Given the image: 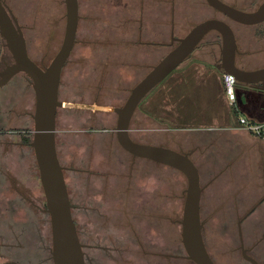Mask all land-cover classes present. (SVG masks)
<instances>
[{"label":"rangeland","instance_id":"obj_1","mask_svg":"<svg viewBox=\"0 0 264 264\" xmlns=\"http://www.w3.org/2000/svg\"><path fill=\"white\" fill-rule=\"evenodd\" d=\"M8 1L21 26L29 57L40 67L46 66L61 44L65 20L63 0ZM133 4L137 6L142 4L143 21L150 20V30L159 42L166 41L169 35L171 40V34L175 38L182 37L196 23L212 16L222 18V13L206 4L204 0H78L75 44L62 69L58 88V100L62 102V105L57 108L55 116L56 151L63 168L72 217L81 243L91 222H93L90 228L92 238L98 234L99 221L101 226L112 224L121 228L122 231L126 230L124 227L129 229V225L126 226L124 222L125 215L118 216V212L111 207L112 201L110 202L106 197L103 198L106 199L105 212L111 214L105 216L97 210L102 202L97 192L99 180L107 177L117 178L119 171H122V182L124 183L127 177H130V180L136 184V189L130 186L126 190L125 193L129 196L121 202V213L136 210L141 216H145L143 219H140V216L137 219L138 226L135 234L138 245L135 247L127 245L125 250L129 253V258L137 259V263H144L142 258L156 257L157 254H150L152 251L179 256L184 254L178 221L182 213L186 179L181 172L167 165L147 158L130 157L118 146L115 135L111 133L112 130L114 131L116 122V115L112 108L123 104L125 95L149 68L147 65L161 58L160 54L165 55L167 51L165 48L155 50L151 61L149 57L145 60L146 64L143 67L124 68L119 65L116 59L118 41L123 34H130L137 24L131 21L130 18L135 15H131L127 9L132 8ZM125 19L130 20L125 21ZM235 23L240 28H244L242 27L244 24ZM236 33L237 31L234 30V35ZM4 49L5 54L11 59L5 46ZM138 54L136 59L140 63L143 54L140 52ZM191 55L185 62L191 60ZM203 68L204 66L201 65H191L189 83L196 91L202 86L206 90L205 99L214 101L217 90L211 84L216 86L218 77L211 72V81L208 80ZM177 72L176 68L168 74L167 78L172 80ZM165 79L144 97L137 108L143 110L144 106L149 104L150 97L154 95H159V98L154 99L153 102L160 101ZM6 85L0 88V92L10 93L7 99L9 103L6 104H10L13 113L17 112V107L20 109L19 105H22V108L25 106V120L17 122L14 115H11L9 126L4 133L0 132V162L4 168L8 166L10 179L14 177L17 180L15 184L18 183L20 190L23 191V196L11 192L8 194L9 200L4 199L6 198L4 196L1 198L7 205V208L0 210V236L3 235L7 245L4 250L5 258L16 259L21 264H53L49 253L51 247L49 221L39 209L44 208L45 200L32 148L25 141L33 127L32 118L28 115V113L32 114L34 109L33 91L22 73L12 77ZM239 88L240 86L236 83L234 85L236 98ZM190 92L188 89V93ZM193 97L187 94L186 101L188 103L193 101ZM250 107L245 95L240 99L236 110L241 113ZM167 110L169 108L165 110V113L169 114L170 111ZM190 110L192 116H198L201 108L191 102ZM0 123L2 124L1 120ZM173 124L193 125L194 121L192 118V120ZM132 135L135 138L136 134ZM29 138L31 140V136ZM141 142L165 146L156 136L148 137ZM89 177L93 178L91 181L93 186L86 185ZM220 177L216 178L215 186L219 185V180L222 179ZM233 177L237 184L247 178L246 175L238 173ZM205 181L206 179L202 178L201 185ZM107 187L104 185L102 189L105 190ZM214 192H217L216 188ZM213 196L218 197L216 193ZM209 197L210 195L206 192L202 195L201 219L207 236L206 242L216 264H249L241 257L237 249V239L231 238V234H236L237 220L255 201L234 202V208L236 203H241L242 209L233 211L227 209L228 201L217 198L209 200ZM87 202L91 203L90 209L95 210L90 214H88ZM262 203L251 214L244 217L242 222L240 220V225L244 229L255 225V229L259 230L260 227L256 222L258 218L264 220V214H262L264 202ZM130 219L133 220L131 217ZM21 227H24L25 232L16 238L14 234H17ZM40 235H44L45 239L40 238ZM18 241L19 249H17ZM262 243L259 245L260 248L252 250V255L264 264ZM91 253L94 257L92 264H130L129 260H120L122 253L118 248L111 253L106 252V249L101 250L95 247ZM182 258L170 256L166 261L169 264H194L189 259Z\"/></svg>","mask_w":264,"mask_h":264},{"label":"water","instance_id":"obj_2","mask_svg":"<svg viewBox=\"0 0 264 264\" xmlns=\"http://www.w3.org/2000/svg\"><path fill=\"white\" fill-rule=\"evenodd\" d=\"M209 6L231 20L244 24H258L264 19V1L254 11H243L221 0H205ZM64 30L61 44L50 60L40 67L32 60L25 46V38L14 14L0 0V37L12 62H3L0 70V86L13 76L24 73L29 78L34 94V109L31 115L33 127L31 140L38 179L45 200V212L49 216L53 264H85L71 205L65 183L63 168L59 163L55 145V116L62 105L58 100L61 70L70 55L78 27V0H63ZM216 31L221 38V71L230 73L245 94L254 89L264 92V67L248 70L237 65V45L232 28L219 18H207L193 25L187 33L175 38L176 44L163 55L149 71L130 89L121 106L113 107L116 115L115 135L117 143L136 157L147 158L181 172L186 179L180 225V241L188 259L195 264H215L209 256L202 238L203 222L200 218V185L198 169L189 152H180L161 145L134 141L129 136V124L141 99L171 71L178 67L199 45L204 35ZM261 86H259V84ZM252 91V90H251ZM240 221H238V224ZM242 257L250 264H259L245 254Z\"/></svg>","mask_w":264,"mask_h":264},{"label":"crops","instance_id":"obj_3","mask_svg":"<svg viewBox=\"0 0 264 264\" xmlns=\"http://www.w3.org/2000/svg\"><path fill=\"white\" fill-rule=\"evenodd\" d=\"M232 27L237 31L235 35L236 63L249 69L242 57V55L248 54L251 57L254 56L256 61L263 65L264 36L253 33V25H243L244 28H240L234 24ZM251 33L253 34L251 35ZM208 39L215 41V43L210 41L211 45L206 42L199 44L191 52L192 55L190 53L191 60L185 62L189 55L176 67L178 72L172 80L167 78L168 75L165 77L166 79L164 78L165 83L162 86L160 101L153 102L154 99L159 98V95L151 96L150 101L148 100L149 104L144 106L143 110L137 108L131 118V124L136 128V131H133L136 134L135 138L134 135L132 136L136 141L141 142L148 137L156 136L165 146H170L176 151L190 153V158L198 169L200 185L202 178L206 179L201 185L200 215L202 195L205 192L210 195L209 200L217 198L228 201L229 205L226 207L233 211L242 209L241 203L237 204L239 202L255 201L252 205L257 201L264 202V173H262L264 170V140L253 132L242 128L237 120L238 115H242L252 122H264V92L256 93L250 90L244 94L239 88L238 97L235 102L230 103L223 94L221 76L217 78L216 86L211 84L217 90L214 101L205 99L206 90L202 86L196 91L194 86L189 83L191 65L204 66L203 70H205L207 79L211 81L210 74L213 71V66L221 56L220 36L209 37ZM160 49L163 50L164 48L160 47ZM205 85L207 84L205 83ZM188 89L189 92L191 90L190 93H188ZM187 94L194 96L191 102L201 108L198 116H192L191 102L186 101ZM245 95L251 107L245 112H237L236 106ZM6 103H9L8 100L0 104L1 111H4L3 117H6L4 120L13 115L8 113L10 104ZM225 105H227L226 108ZM19 106L20 109L17 107L16 113L25 110L24 105L23 108L22 105ZM167 108H169L167 110L170 111L169 114L165 113ZM192 118L193 125L173 124L192 120ZM236 173L246 175L247 178L237 184L233 177ZM218 176H221L222 179L219 180V185L215 186ZM16 181L14 177L10 179L8 166L4 168L0 162V203L2 202L0 210L7 208L2 200H9L8 194L12 192L19 196L22 195L23 191L20 190L18 183L15 184ZM214 188L217 192H214ZM215 193L218 197L213 196ZM2 196L6 198L1 199ZM16 198L18 199V197ZM234 202H237L235 208ZM262 202L255 209L262 205Z\"/></svg>","mask_w":264,"mask_h":264},{"label":"flooded vegetation","instance_id":"obj_4","mask_svg":"<svg viewBox=\"0 0 264 264\" xmlns=\"http://www.w3.org/2000/svg\"><path fill=\"white\" fill-rule=\"evenodd\" d=\"M221 1L223 3H225V4H228L230 6H233V7L237 8V9L250 12V11L256 10L262 4V2L264 0H221ZM205 3L207 4L206 1H205ZM1 4H4L6 9H9L13 13V11H12L10 5H9L11 3L8 0H1ZM127 9H128V12L131 15L132 14L135 15V17L133 16L130 19H131V21H133L134 23L136 22L137 24L135 23L136 25L133 27V31L130 34L129 33L128 34H123L122 38H120L119 41H118L119 44H117L118 47H117L116 51L118 53L116 55L117 56L116 59H117V62L119 63V65L124 66V68L129 67V66L143 67L146 64L145 60H148L149 57H151L150 58V61H151V59L153 57V52L155 50H159L160 47H162V48H165V49L167 48L168 50L166 52H168L176 44L175 37L172 34H171V40H170V35H169V37H168V39L166 41L162 40V41L159 42L157 40L156 36H154V33L150 30V27H149L150 24H151L149 22L150 20L146 19L145 21H143L142 4H139V6H137V4H133L132 8L129 9V7H128ZM210 18H219V17L212 16ZM219 19L224 20L225 22H227L229 24V26L232 28L233 32H234V29H233L231 24L232 23L236 24V23L233 22V20H231L230 18L226 17L223 14H222V18H219ZM129 20L125 19V21H129ZM252 31L255 34L259 33L261 36H264V19L261 22H259L258 24L253 25ZM247 33H248V31H247ZM253 33H251V35ZM216 36H219V34L216 31H209V32H207L204 35V37L202 38V40H201V42L199 44L205 43V42L207 44H210L211 40L208 39V38L209 37L210 38L211 37H216ZM1 40H0V70L3 68V62L4 61L7 62V63H11L12 62V59H10L9 56H7V54H5L4 43H3V41L1 42ZM211 42L215 43V41H211ZM74 44H75V42H74ZM74 44H73V46H74ZM25 46H26V40H25ZM26 49H27V46H26ZM138 52L143 54V56H141V62L140 63L136 59L137 55H139ZM161 56H163V55H161ZM242 57L246 61L245 64H247V66H249L248 70L264 67V64L262 65L259 62H257L256 59L254 58V56L251 57V56H249L247 54V55H244V56L242 55ZM159 59L160 58H157L155 62L153 61L152 63L147 65V67H149V68L146 70L145 73H147L149 71V69ZM237 65H239V64L237 63ZM244 68H245V66H244ZM212 72L215 74L216 77L222 76L223 72L221 71V56L217 59V63H215V65L213 66V71ZM145 73H144V75H145ZM22 75H24V78L26 79V81L31 86V83H30L29 78L27 77V75H25L24 73H22ZM61 75H62V70H61ZM61 75H60V79H61ZM258 84H259V86H261L260 83H258ZM0 88H2V86H0ZM250 90L254 91V89H250ZM128 94H129V92H128ZM128 94L125 95V99L127 98ZM8 95H10V93H5L3 91L0 92V104L2 103V101H5V100L8 99ZM144 97L141 99V101L144 99ZM9 112H10V114L14 115V117L16 118L17 122H19L20 120L21 121L25 120V118H24L25 111H20L18 113H16V112L13 113V112H11V107H10L8 113ZM3 113H4V111H1V108H0V118H1L0 120H1V122L3 124L2 125L0 123V132L4 133L5 130H6V127L9 126L8 122H9L10 118H8L9 120L8 119L4 120L6 117L5 118L3 117ZM28 115H30V118H31L32 114L28 113ZM129 129H130L129 130L130 138L132 140L136 141L133 138V136H132L133 131H136V128L132 126L131 121H130V124H129ZM111 133L115 135V130L114 131L112 130ZM115 138H116V135H115ZM118 146L121 149H123L119 144H118ZM123 150L125 152H127L130 155V157H132V158L135 157L132 154H130L128 151H126L125 149H123ZM88 173H90V171ZM121 174H122V171H119L117 178L107 177L106 179L101 178V180H99V183H98L99 189H98L97 192H98V195L100 196V198L102 199V202L97 207V210H99L101 213H103L102 215L109 216V214H111V213H106L105 212V209H107V208H105L104 201L106 199L109 200L110 202L112 201V206L111 207H113L114 211L118 212L117 213L118 216L119 215H125L124 216V222H125V224H127L126 226L129 225L128 226L129 229L124 227L126 230L122 231L121 228L119 229V228L115 227L112 224H108L106 226H101V223L99 221V223H98L99 224L98 234H97V236L95 238H92L90 236L91 233H92L90 228H91L93 222H91L90 223V227L87 228L86 231H85V237H83V242H82V249L84 250L83 255H84L85 264H92L93 263V258L94 257L92 256L91 250L93 248H95V247H98L101 250L102 249H106V252H111V253H113L116 248L121 249L122 256L120 257V260H123V261L124 260H127V261L129 260L130 264H169V262H167L166 260L169 259L170 256L173 257V258L174 257H176V258L183 257L182 259H188L186 257V255H185V251H184V254H182L180 256L179 255H175V254H170L169 255V253H162V252H154V251H152L150 253L151 255H156L157 254L159 257H157V255H156V257H151V258L145 257V258H142L145 261L144 263H137V259L134 260L133 258L132 259L129 258L130 255H129L128 252H126L127 250H125V248L127 247V245H129V246L134 245V247L138 245L137 236L135 234L137 232V226H138L137 225V222H138L137 219H138L139 216H140V219H143V217H145V216H141L140 213L138 211H136V210L135 211H129V212L124 213V214L121 213V210H120L121 202H122L123 199H125V198H127L129 196V194L125 193L126 190L129 189L130 186H133L134 189H136L135 188L136 184L133 183L130 180V177H127L126 181L123 183L122 179H121ZM92 180H93V178L89 177L86 185L93 186V184H91ZM106 180H107V182H106ZM104 185L108 186L105 190L102 189ZM140 189H142L141 186H140ZM141 192H142V190H141ZM90 195L91 194L89 193V196ZM104 197H106V199H103ZM261 202L257 201L254 205H252L244 213V215H242L237 220V222L240 221V220L242 222L244 217H246L249 214H251L255 210L257 205H259ZM87 205L89 206L88 207V214H90L92 211H95L93 209H90L91 208V203L87 202ZM101 207H103V208H101ZM39 209L41 211V214H43L44 216H47L46 218L49 221V216L44 210L45 209V205H44V208H39ZM108 209H111V208H108ZM99 211H98V214H99ZM130 217L133 218L132 221H131ZM46 218H44L45 222H46ZM200 218H201V215H200ZM145 221L147 222V216L145 218ZM202 222H203V220H202ZM256 224H257V226L260 227L259 230L255 229L256 228L255 225L249 227L248 229H244L243 226L240 225V223L239 224L236 223V234H234V235L231 234V238H233V237L235 238L236 237L237 242H238L237 249L240 252L241 257H242V253H241V246H242L245 254H247L248 256H250V257H252V258H254L256 260V258L252 255V250H256V249H258V247L260 248L259 245L262 242H264V220H262L261 218H258ZM49 226H50V223H49ZM118 226H120V224ZM20 229L21 230L20 231L18 230L17 234H14L16 236V238L19 236V234H23V232H25L24 227H21ZM201 232H202V238H203L206 250H207L209 256L211 257V259L216 264V262L214 260V257L212 255V253H210V250L208 248V243L206 242L207 236H206V232H205V229H204V225L202 227ZM122 233H123V235H122ZM15 236H14V238H15ZM43 236L40 235V238H42L44 240L45 238ZM50 241H51V238H50ZM6 246H7L6 245V241L4 242L3 235H2V236H0V264H21L16 259H6L5 258V251L4 250H5ZM46 246H47V243H45V248H47ZM19 247H20V242L18 241L17 249H19ZM50 250H51V247H50ZM190 261H192V260H190ZM245 261H247V260H245ZM257 262L259 264H261L259 261H257ZM249 264H250V262H249Z\"/></svg>","mask_w":264,"mask_h":264},{"label":"built area","instance_id":"obj_5","mask_svg":"<svg viewBox=\"0 0 264 264\" xmlns=\"http://www.w3.org/2000/svg\"><path fill=\"white\" fill-rule=\"evenodd\" d=\"M221 82L223 87V93L228 102L233 103L236 100V94L234 90V85L236 84V79L230 73H222ZM238 124L248 130L253 132L254 134L264 138V122L256 123L250 121L248 118L242 115H238L237 117Z\"/></svg>","mask_w":264,"mask_h":264},{"label":"trees","instance_id":"obj_6","mask_svg":"<svg viewBox=\"0 0 264 264\" xmlns=\"http://www.w3.org/2000/svg\"><path fill=\"white\" fill-rule=\"evenodd\" d=\"M29 133H30V131H29ZM30 136H31V134H28V136H27L28 138L27 137L25 138L26 143L30 142V138H29Z\"/></svg>","mask_w":264,"mask_h":264}]
</instances>
